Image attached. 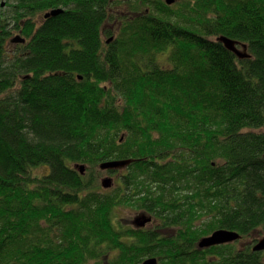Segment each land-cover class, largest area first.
Listing matches in <instances>:
<instances>
[{
    "label": "trees",
    "instance_id": "obj_1",
    "mask_svg": "<svg viewBox=\"0 0 264 264\" xmlns=\"http://www.w3.org/2000/svg\"><path fill=\"white\" fill-rule=\"evenodd\" d=\"M3 7L0 264H264L254 245L236 247L264 234V0ZM116 160L133 163L103 192L99 166ZM122 209L153 226L120 225ZM224 229L241 240L198 248Z\"/></svg>",
    "mask_w": 264,
    "mask_h": 264
},
{
    "label": "water",
    "instance_id": "obj_2",
    "mask_svg": "<svg viewBox=\"0 0 264 264\" xmlns=\"http://www.w3.org/2000/svg\"><path fill=\"white\" fill-rule=\"evenodd\" d=\"M176 1L180 0H165L167 5L171 6L176 3ZM4 6V5H3ZM62 13V10H56L49 12L45 15V18H49L52 16H56L58 14ZM111 38L109 42H111ZM217 41L223 43L224 47H226L227 50L231 51L239 59H247L250 58L249 50L247 45L242 44L241 42L237 40H232L229 39L228 37H219ZM13 43L16 44H24L26 42L25 39H23L21 36H17V38H14L12 40ZM133 163L132 160H121V161H111V162H105L102 163L99 168L101 172H107V171H119V170H124L127 167H129ZM75 169L80 171V173L84 174L86 172V167L84 165H78L75 166ZM114 185L113 179L111 177H106L102 180V187L104 189H110ZM152 217L149 215L142 213L139 216H137L134 220V226L136 228H139L140 230L146 227L148 224H150L152 221ZM201 241L198 244L199 249H205V248H212L214 246H219V245H225V244H233L237 241L241 240V236L237 232H232L229 230H218L215 231L212 235L206 236L203 239H200ZM253 251L254 252H264V238L259 240L256 245L253 246ZM158 259L156 258H151L148 259L142 264H159Z\"/></svg>",
    "mask_w": 264,
    "mask_h": 264
},
{
    "label": "rangeland",
    "instance_id": "obj_3",
    "mask_svg": "<svg viewBox=\"0 0 264 264\" xmlns=\"http://www.w3.org/2000/svg\"><path fill=\"white\" fill-rule=\"evenodd\" d=\"M9 0H0V5H4V10H6V11H9L8 9H7V7H6V3L8 2ZM163 1H165V0H163ZM120 13H124V14H126V11H125V9L124 8H122V9H120L119 11H118V13H115V15H117V14H119L118 16H120ZM128 15H129V13H127ZM121 17V16H120ZM37 21L39 22V24H41L42 22H43V16L41 15V16H39L38 18H37ZM120 23V21L118 20V21H112V22H110V23H106V31H110L111 32V39L113 40V39H115L117 36V34H118V24ZM21 35V33H19L17 30L13 33V35H12V39L13 38H17V36H20ZM22 36V35H21ZM109 40L110 39V37L108 38V35L106 34V32L104 31V40L106 41V40ZM12 45V47H14V45L16 44H13V43H11ZM158 60H159V62H160V64H161V66H163V67H168L169 66V64H168V62H167V59L165 58V57H163V56H159L158 57ZM50 173V167L48 166V165H43V166H40V167H38V168H36L35 170H34V175H37L38 177H42V176H44V175H46V174H49ZM119 175H111L109 172H103V176H102V178H101V180H103L104 178H106V177H111V178H113L114 179V182H115V186H113L112 188H110V189H106L107 191H104L103 189H101V190H103V192H108L109 190H112V189H114V188H116V186H117V184H118V179L120 178V176H122V175H126L127 174V169H124V170H122V171H119ZM101 182V181H100ZM140 213V211H129V210H124V209H122V210H120L119 212H118V216H119V223H120V225H124V226H126V227H129V226H133V221H134V219H135V217L136 216H138V214ZM153 222H151L149 225H147L144 229H148V228H151L152 226H153ZM264 238V234L263 233H259V232H257V233H255L254 235H251L249 238H246L245 240H242V241H240V242H237L236 243V247L237 248H244V247H246V246H248V245H250V246H253V245H256V243L259 241V240H261V239H263Z\"/></svg>",
    "mask_w": 264,
    "mask_h": 264
},
{
    "label": "flooded vegetation",
    "instance_id": "obj_4",
    "mask_svg": "<svg viewBox=\"0 0 264 264\" xmlns=\"http://www.w3.org/2000/svg\"><path fill=\"white\" fill-rule=\"evenodd\" d=\"M121 171H122V170H121ZM115 175H119V171H117V173H116ZM118 180H119V179H118ZM118 180H117V181H118ZM113 182H114V181H113ZM118 182H119V181H118ZM114 186H115V182H114ZM141 214H142V212H141ZM138 215H140V213H139ZM136 217H137V216H136ZM136 217H135V218H136ZM134 220H135V219H134ZM148 225H149V224H148ZM133 226H134V221H133Z\"/></svg>",
    "mask_w": 264,
    "mask_h": 264
},
{
    "label": "bare ground",
    "instance_id": "obj_5",
    "mask_svg": "<svg viewBox=\"0 0 264 264\" xmlns=\"http://www.w3.org/2000/svg\"><path fill=\"white\" fill-rule=\"evenodd\" d=\"M116 161H121V160H116Z\"/></svg>",
    "mask_w": 264,
    "mask_h": 264
}]
</instances>
